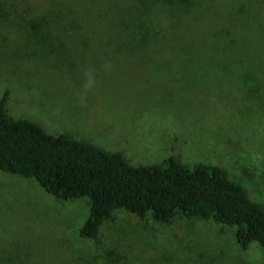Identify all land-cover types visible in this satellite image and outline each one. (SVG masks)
Masks as SVG:
<instances>
[{
  "label": "rangeland",
  "instance_id": "1",
  "mask_svg": "<svg viewBox=\"0 0 264 264\" xmlns=\"http://www.w3.org/2000/svg\"><path fill=\"white\" fill-rule=\"evenodd\" d=\"M192 2L209 11L186 26L151 21L140 0H0V102L134 167L221 168L264 208V0ZM33 17L54 37H27ZM136 18L159 37L140 44ZM89 211L0 171V264H264L233 228L180 215L116 211L97 243L83 240Z\"/></svg>",
  "mask_w": 264,
  "mask_h": 264
},
{
  "label": "trees",
  "instance_id": "2",
  "mask_svg": "<svg viewBox=\"0 0 264 264\" xmlns=\"http://www.w3.org/2000/svg\"><path fill=\"white\" fill-rule=\"evenodd\" d=\"M158 1L163 6L151 11L157 1L140 0L152 12L153 22L183 20L188 26L195 16H201L202 6L193 5L192 0ZM202 9L209 11L205 5ZM136 19L133 23L137 25L140 20ZM47 22L31 18L27 37H54V31L44 27ZM138 26L135 36L143 46L150 37H159L151 27ZM7 102L6 94L0 102V171L34 181L60 201L87 198L90 211L80 230L81 239L97 243L102 226L123 210L140 220L150 218L166 225L178 215L213 220L234 229L243 252L252 244L264 252V208L252 202L221 168L198 165L190 170L175 156L159 165L134 167L120 153H107L67 135L52 136L32 121L11 118Z\"/></svg>",
  "mask_w": 264,
  "mask_h": 264
},
{
  "label": "crops",
  "instance_id": "3",
  "mask_svg": "<svg viewBox=\"0 0 264 264\" xmlns=\"http://www.w3.org/2000/svg\"><path fill=\"white\" fill-rule=\"evenodd\" d=\"M138 52H145V51H138ZM35 123V122H34ZM37 124V123H36ZM38 125H40V124H38ZM41 126V125H40ZM42 127V126H41ZM47 132V131H46ZM48 133V132H47ZM49 134V133H48ZM49 135H52V134H49ZM63 135H65V134H63ZM52 136H60V135H52ZM70 137H72V136H70ZM72 138H74V137H72ZM74 139H76V138H74ZM76 140H78V139H76ZM78 141H81V142H85V143H88V144H90V145H93V144H91V143H89V142H87V141H84V140H78ZM94 146V145H93ZM106 152V151H105ZM107 153H109V152H107ZM111 154H113V153H111ZM121 154V153H120Z\"/></svg>",
  "mask_w": 264,
  "mask_h": 264
}]
</instances>
